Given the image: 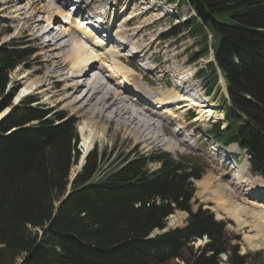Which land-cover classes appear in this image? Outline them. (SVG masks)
<instances>
[{"label":"trees","instance_id":"16d2710c","mask_svg":"<svg viewBox=\"0 0 264 264\" xmlns=\"http://www.w3.org/2000/svg\"><path fill=\"white\" fill-rule=\"evenodd\" d=\"M186 3L197 16L171 34L187 29L204 54L208 27L218 65L233 90L230 124L216 127L213 136L246 147L252 169L264 175V0H179L180 7ZM25 58L17 46L0 48V112L10 105L5 98L10 72ZM47 115L26 102L0 120V244H5L0 264L160 263L181 257L192 240L204 236L210 241L197 263L219 264V256L229 251L223 223L208 210L191 212V179L201 178L200 165L157 150L128 156L95 179L107 163L96 149L63 200L73 160L80 158L78 134L74 119L59 122L64 114L54 120ZM175 209L190 212L188 225L150 238L155 229L166 227ZM29 224L39 228L41 237L26 229ZM21 252L27 253L22 260ZM246 258L235 251L231 261L245 264Z\"/></svg>","mask_w":264,"mask_h":264},{"label":"rangeland","instance_id":"374dc122","mask_svg":"<svg viewBox=\"0 0 264 264\" xmlns=\"http://www.w3.org/2000/svg\"><path fill=\"white\" fill-rule=\"evenodd\" d=\"M56 3L59 4V2L63 3L66 2V0H54ZM90 0H87L89 2ZM95 4L92 6V10L98 11L99 15L101 14V17L103 16L104 24L102 29L105 30L104 35L109 36L110 35V43L108 42V45L105 46L103 49H99V51H94L91 46L83 42L82 40L75 39L74 41L70 39V37H64L60 43L57 44L60 46L61 44H68L65 48L61 49L62 54L71 55L74 52V49H83L86 51V53H94L99 54L100 57H103V60L105 62L106 67L108 68V65L112 64V59L115 58L117 60V56H123L127 60H130L131 63L136 64L141 70V74L138 73L135 75L136 80L138 83L144 87L146 91H151L152 93L160 96V95H168L169 92L174 91L176 94L181 95L182 99L186 97L187 95H184L183 91L181 90H175V78L177 77H184L188 80H190L191 71L193 73L200 67V62L198 61L196 63H191L189 61V54L190 52L196 53L198 51L197 46L194 43V40L190 38L187 35V32L182 33L178 39L177 38H166L164 35L165 32L171 27V16L173 18H176L177 21H183L187 19L191 14L192 10L187 6L183 5L181 8V13H178L177 7L174 6L172 8H169L172 12L171 14H168L167 12L163 11L159 8V5H161V0H94ZM29 0H22V2L16 4L13 8H4V11L0 12V45L3 41H11V39H14L19 44H22V48L26 50L27 52H32V49L36 50L34 54H31L27 57L26 61H24L23 64H21L17 69H15L12 73L9 75V86L7 89L8 95L5 96L7 102L10 104L9 107H6L4 111L6 110H12L16 107L15 100L17 97L21 94L22 91H24L26 85H27V79H23L22 77L24 75H21L22 73L26 71H34L38 68L42 69L41 72L38 73L37 76H44L46 71H50V66L48 64H43L42 60L44 57L40 54L42 51V45H41V39L35 38V32L37 30V27L34 31V28L30 30L22 29L23 24H19L18 21H12L9 17H11V11H14V9H20L27 5ZM39 2V1H38ZM44 2H42V5ZM155 4L153 7L152 5ZM35 9H32L34 11ZM166 13V16H165ZM44 14L42 12H38L37 9V18L43 19ZM165 16V17H163ZM160 17H163L160 19ZM179 18V19H177ZM65 21L63 24L59 19L52 24V27L54 29V32L50 34L47 38H52L54 35H60L62 33L61 28H70L68 19H62ZM61 22V23H60ZM48 27V23H43L38 28L46 30ZM2 30H8L10 33L5 32L1 33ZM16 30V31H15ZM20 31V32H19ZM111 32V34H109ZM35 34V35H34ZM114 34V38L116 37V41L118 43H122L120 40H125L126 43L124 44L126 46L125 51H121V46L118 43L115 42V39L111 35ZM34 38L36 40H34ZM49 40V39H48ZM76 41V42H75ZM80 41V42H79ZM74 42V43H73ZM78 42V43H77ZM83 42V43H82ZM81 43V44H80ZM84 45L86 47H84ZM123 45V46H124ZM41 51H40V49ZM50 48H53L50 46ZM124 50V49H123ZM40 51V52H39ZM39 52V53H38ZM58 54V51L55 52V54ZM133 53V54H131ZM39 54L41 56H39ZM56 54V55H57ZM131 55H134L133 57ZM39 56V57H37ZM37 57V58H36ZM147 59L148 61L142 59ZM140 63V64H139ZM100 63H97L96 65L99 67ZM142 64V65H141ZM121 65H124L121 63ZM45 66V67H44ZM68 66V65H67ZM66 66V67H67ZM70 67V66H69ZM37 68V69H36ZM127 68V67H126ZM39 69V70H40ZM109 70V69H107ZM99 71H102L103 74L101 78H108L112 80V84L115 87L118 85L119 82H116L114 80L115 77H111L110 73L106 71V69L100 68ZM65 75H71L73 70L70 68L64 69ZM61 73V72H59ZM96 77L95 73H91L90 77H88L87 80H91V76ZM104 75V76H103ZM147 80H150L151 82H147ZM53 81V80H50ZM167 84V86H166ZM199 90L202 93L205 92L203 89V86L200 82H198ZM222 86V92H225L224 85ZM14 87L18 88L17 93L13 94ZM187 87V85H186ZM59 89V88H57ZM152 94L151 92H149ZM35 94L37 96L38 102L40 104H44L42 106H45L47 108H53L54 112L62 111V115L64 114L68 118H73L77 120V131L79 132L80 136V143L76 146V151L80 152L81 158L77 159V157L73 160L71 169H70V179L69 182L71 184L74 183V179L78 174L82 172V169L85 166V161L87 163L88 156L85 157L87 154V150L85 149V136L81 132V126L83 122L91 117V112L94 109V106L98 100L95 99L90 105H88L86 108H83V111H79V104H76L78 108L75 107L74 110H70L69 107L64 106L66 102L63 103H57L56 101H52L51 99H47L44 97L42 93L39 92V90H36ZM82 91H80L78 94L74 95V97H81ZM177 96V95H176ZM129 97L132 99V97L129 95ZM46 100H45V99ZM187 98V97H186ZM208 103H212L209 100L216 101L218 97H214V94L211 96H208ZM3 101V100H2ZM135 102L132 99V102L130 106L135 109L138 112V120L143 124L144 122H150L153 123L151 126L152 131H154L156 134L163 135V133H166L168 137L172 136V139L174 141H177L180 143V147L178 146V151L173 152V154H178L180 152L188 151L189 149H192L196 151L198 154L202 155H195L192 156V159L194 160H203L207 164V169L209 167V164L206 162V160L209 161L211 164L210 168L206 171L208 172H215L220 176L221 183H228L232 189L235 188V171H232L226 167H222L220 162L218 163V149L215 144L211 143V140H206L205 136L202 135V133H199L201 131L202 127H205L208 125L209 121L211 119L217 120L220 116L218 114L219 110L217 109L218 102L216 101L214 103V107L209 108L213 109L215 111L212 112L211 119H208L206 121H203L199 124H194L193 121L189 120L188 117V109L186 108H178L177 109H183V110H176L175 107L168 105V108L166 106L165 109H162L161 111L155 112H147L142 111V109L135 104H132ZM174 104V103H172ZM181 104V103H180ZM22 105V104H21ZM20 105V106H21ZM204 105V104H202ZM181 106V105H179ZM117 107H112L109 110L104 111L106 118L95 116L96 121V128H104L103 126H106V132L105 136H103L101 139H98L96 143L94 144V147H92L90 150V154L93 152L95 148L99 150V154L104 153L105 156L108 157L107 163L102 168V171L105 170V168H110L115 162L118 161V165L122 162L121 160H125L128 156H131L132 154L137 153H149L152 150L156 149L157 147L166 149L164 144H162V140L155 138H149L152 134L146 136V134L149 132L144 133V129H142V132L137 133L138 140H135L133 138L132 134L131 136L126 135V131L128 128L134 129L135 127L140 129L141 124H136L133 122L131 126H127L125 124L119 125V119L116 120L114 117V111ZM78 109V110H77ZM170 111H174L177 114H180L184 117L183 120H176L183 118L182 116H178L176 114H171ZM198 110V109H197ZM207 110V108H206ZM79 111V112H78ZM210 111V110H209ZM2 112V113H3ZM1 113V114H2ZM145 113V114H143ZM156 113V114H155ZM174 115L176 119H174L171 115ZM114 117V119H113ZM52 118V117H51ZM129 118V116H128ZM159 120L161 121H158ZM90 120V119H89ZM212 120V121H214ZM178 121L180 124H178ZM190 122V123H189ZM182 125V126H180ZM26 126H31V122L28 123ZM25 127V126H24ZM104 128V129H105ZM135 133V132H134ZM180 134L177 135V134ZM142 135L144 136V140L142 139ZM170 135V136H169ZM208 141V142H207ZM179 145V144H178ZM168 149V148H167ZM170 150V149H169ZM87 151V152H86ZM101 151V152H100ZM76 153V152H75ZM85 154V155H84ZM89 154V155H90ZM84 158V162L82 164V160ZM224 158V155L221 156V162H226ZM223 160V161H222ZM244 156L242 154V159L239 162L240 164L244 163ZM224 162V163H225ZM203 169V166H201ZM187 171L191 172V168L187 167ZM101 172V171H100ZM98 173L96 177H100L101 173ZM233 172V174H232ZM205 176V175H204ZM237 181V180H236ZM232 183V184H231ZM196 184V183H195ZM235 185V186H234ZM70 189L68 190V193L72 192V185L69 184ZM198 188L196 184V193H195V200L198 201V203H194V210H197L199 207V204H202L203 208H208L211 212H214L215 220L217 221H224L227 223L224 224L225 226V233L227 236V241L231 245V253H234V250L238 247V253L239 255H247L248 257V263L247 264H264V248H255L254 246H250L246 240V236L248 234H251V226L248 224V227L241 228L238 223H236L235 220L232 218H229L225 213L218 212L216 209V203H213L211 201H206L203 198L199 197L198 195ZM62 200V199H61ZM194 200V201H195ZM239 202L244 203V201L237 200ZM61 203L57 200L55 202V206H59ZM245 204V203H244ZM180 212V214H179ZM184 213V214H182ZM220 214V216L218 215ZM175 215H177V222L176 225L171 226L170 221L171 218L169 216L167 225L164 229L157 231L159 232H165L168 228H174L177 226H183L187 219L189 214L186 212L176 211ZM251 220V219H250ZM26 229L28 231H32L34 233L40 234L39 228H34L32 225H26ZM158 229V228H157ZM155 229L151 234L150 238L156 236V230ZM254 234V233H252ZM41 237V234H40ZM209 241L207 237L199 238L194 241H192L188 248L183 249L181 253V257H174V258H168L166 260H163L160 263H153V262H147L145 264H198L197 262L200 260V258L203 255V252H201V249L206 246V242ZM5 246V244H0V250ZM21 256L18 258L22 260L23 257L27 256L26 252H21ZM210 253H207L205 257H208ZM221 262L219 264H232L231 263V257L229 253L222 254L221 255Z\"/></svg>","mask_w":264,"mask_h":264},{"label":"bare ground","instance_id":"6f19581e","mask_svg":"<svg viewBox=\"0 0 264 264\" xmlns=\"http://www.w3.org/2000/svg\"><path fill=\"white\" fill-rule=\"evenodd\" d=\"M20 2H22V0H0V12L4 11V8H13ZM42 2H44L43 5ZM64 8L65 5L63 3L58 4L54 0H29L25 7L14 9V11H11V17H9L10 20H12L13 22L18 21L19 24H23L22 29L30 30L34 28L35 31L37 27V30L35 32L36 39H44V37H46L48 34L54 32L52 27V22L54 20L56 21L58 19H68V23L70 26V28H65L66 26L62 28V33L60 35L57 34L49 40H44L41 47L42 51L40 52L42 57H44L42 63L45 65L48 64L51 69L50 71H46L45 75L42 77L37 75L39 71L41 72V70H43V68L39 71L28 70L22 73L21 75H24L23 78L26 77L28 83L24 91H22L15 100V103H17L24 94L30 93L34 90H39V92L42 93L45 98L51 99L53 102L56 101L60 104H64V102H66L64 106L69 107L70 110H74L75 107L78 108V105L76 106V104H79V111H83V108H86L95 99L98 98L94 109L91 112L92 114L89 118L90 120H85L81 126V132L85 136L84 142L86 144L85 149L87 151H89L94 146L98 139H101L103 136H105L106 132V126H103L105 129L96 128V123L98 122L96 121L95 116H103V118H106L107 116H105L104 111L109 110L112 107H117L113 109H115L114 117L116 118V120H120L119 125H127L129 123L132 125L133 122H135L136 124H141L140 129L137 127H135L134 129L128 128L126 131V135L131 136L132 134H134L133 138L135 140H138V138L136 137V131L141 133L142 129H144L145 133L149 130L146 136L152 134L149 138L157 137L158 139L162 140V144H164L166 148L170 150L177 149L179 145L176 141L169 139L164 135L156 134L154 131H152L151 126L153 125V123L144 122L142 124L138 120V112L130 106L132 102V99L129 97L130 92H134V95L138 94L140 98H144L142 90L144 92L148 91H146L138 83V81L134 78V75L128 68H126V66L121 65V63L114 58L112 59V64L108 65L107 68L103 57L101 58L99 54H87L85 50L80 48L74 49V52L71 55L62 54L60 52L61 49L68 46V44H61L57 48V44L60 43L64 37H70V39L74 41L75 39L77 40V38L79 39L77 34L86 33V31L78 24H75L74 26L72 25L74 23L68 18V15L64 13ZM32 9L35 10L32 11ZM37 9L38 12H42L44 14L43 19L36 17ZM44 22L48 23V28L46 30L38 28V26H40ZM112 36L114 38V34L111 35V37ZM94 45L102 46V42L100 40H97V42H94ZM50 46H52L53 48H50ZM84 47L86 46L84 45ZM123 49H126L125 45L123 46ZM22 50L26 54V58L24 59L26 61L27 57L31 55L33 51L27 52L26 50H24V48H22ZM56 51H58V54L56 53L57 55L55 54ZM64 62L66 64H64ZM97 63H100L99 67L96 65ZM67 65L70 66L73 70L71 75H65L63 72L65 66ZM100 68L112 70L115 75H120V77H122V80L119 81L117 86L115 84L114 87L112 84V80L103 77V79L101 78L103 72L99 71ZM91 73H95L96 77L93 74V77L91 76L90 78L92 79V81H86L88 77H90ZM129 81H133V83L135 84V88H133V86L130 88L129 84H126V82ZM122 83H125V85L122 86ZM185 83L186 82L184 81L183 85ZM138 86L142 90H137L136 87ZM80 91H82V96L79 98L74 97V95L78 94ZM169 93L170 94L168 95L153 96V104L162 109H165L168 104L172 103H174L178 108H183L185 103L187 104V106L197 105L198 117L196 118V120H207L212 117V111L206 110V108L211 107V103L198 105L195 101L196 99L194 98H189V96H187V98L184 97V99H182V96L176 94L174 91H171ZM132 104H135V106H137L139 109L140 106L138 103L133 102ZM142 111L145 110L142 109ZM7 112V110L4 111L2 114H0V117H3ZM130 124L127 126H131ZM142 139L144 140L143 135ZM83 162L84 158L82 160V164ZM235 178L237 180L235 182L236 186L234 185L235 188L232 189V187L228 183H221L219 175H216L212 172L205 174L203 178L196 180L198 188L197 193L199 197L203 198L204 200L216 203V210L218 212L225 213L229 218L235 220L241 228L248 227V224H250V226L252 227V231H250L251 234H248L246 236L248 244L250 246H254L255 248H264V211L262 210L263 205L260 204L256 200V198H254V196H252L253 190L260 189V186L264 187V180L260 177L253 176L249 172L247 162L240 166V169L234 175V179ZM237 200L244 201L245 204ZM218 215L220 216V214ZM170 218L171 226L176 225L177 222H180L177 221L178 217L175 214H172Z\"/></svg>","mask_w":264,"mask_h":264}]
</instances>
